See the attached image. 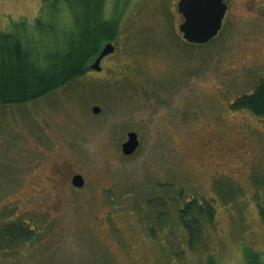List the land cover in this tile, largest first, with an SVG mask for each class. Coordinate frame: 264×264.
Instances as JSON below:
<instances>
[{"label": "rangeland", "instance_id": "rangeland-1", "mask_svg": "<svg viewBox=\"0 0 264 264\" xmlns=\"http://www.w3.org/2000/svg\"><path fill=\"white\" fill-rule=\"evenodd\" d=\"M178 1H89L85 28L101 47L90 63L112 43L107 62L126 76L90 73L25 105H0V227L20 218L43 227L17 246L0 237V264H245L246 248L264 261V117L231 107L264 80V0H224L219 37L202 46L178 37ZM48 3L0 0V31L32 26ZM43 29L40 42L54 41ZM131 130L142 145L126 158ZM207 130L218 145L244 135V153L210 156ZM75 173L86 178L81 190ZM193 197L212 202L214 218L202 217L201 244L174 255L185 234L179 212ZM157 207L167 220H154Z\"/></svg>", "mask_w": 264, "mask_h": 264}, {"label": "trees", "instance_id": "trees-1", "mask_svg": "<svg viewBox=\"0 0 264 264\" xmlns=\"http://www.w3.org/2000/svg\"><path fill=\"white\" fill-rule=\"evenodd\" d=\"M53 1L54 7L49 4L50 2L45 5L40 17L32 26L26 22H17L12 24L10 31H0V105L22 106L47 96L59 86L84 75L89 70L92 58L100 51L101 47L97 50L94 37L92 38V31L89 32V36L85 28L88 17L86 8L89 1L99 7L105 0ZM44 24L49 27L50 34H55L54 41L51 39L49 42L48 40L40 42L39 33H46L43 29ZM58 30L62 31L61 34ZM103 39L114 41L106 37ZM185 44L187 45L186 42ZM233 107L237 111L247 109L259 117H264V80L259 82L252 93L239 97ZM183 196V191H180L178 196L171 198L180 202ZM211 203L204 199L198 203L196 197H193L182 207L178 224L185 234L177 238L182 247L174 251V255H180L187 248L193 249L201 244L204 238L201 219L204 216L208 221H212L215 214ZM160 205L164 207L161 201ZM157 208L154 220H167L168 216L165 218L163 216L166 209ZM4 223L0 227V237L5 243L6 239H12L11 246L31 241L36 231L39 234L43 231L42 225L27 224L22 218ZM5 249H10V246L5 245ZM209 259V264H218L214 257ZM245 264H264L261 253L246 248Z\"/></svg>", "mask_w": 264, "mask_h": 264}, {"label": "water", "instance_id": "water-1", "mask_svg": "<svg viewBox=\"0 0 264 264\" xmlns=\"http://www.w3.org/2000/svg\"><path fill=\"white\" fill-rule=\"evenodd\" d=\"M227 4L224 0H179L178 11L184 17L180 25V31L184 39L192 44H205L216 37L220 32L227 12ZM114 51L112 43L104 46L97 60L93 64L94 68H99L100 61ZM94 113H99L101 108L94 106ZM139 146L138 136L135 132H130L128 140L122 145L125 155L135 153ZM83 178L80 175L74 177L73 183L82 187Z\"/></svg>", "mask_w": 264, "mask_h": 264}, {"label": "flooded vegetation", "instance_id": "flooded-vegetation-1", "mask_svg": "<svg viewBox=\"0 0 264 264\" xmlns=\"http://www.w3.org/2000/svg\"><path fill=\"white\" fill-rule=\"evenodd\" d=\"M181 23H183V19H182V22ZM181 23H180V25H181ZM180 25H179V27H180ZM179 27H178V31H177L178 37L183 39V34L180 32V28ZM115 51H116V47H115L113 53ZM111 55H112V53H111ZM109 56L110 55H107V56H105L101 60V62H100V68L99 69L93 68L92 67V64L90 63L89 64L90 67H89L88 73H86L84 75H87V74H90V73H95L96 75H99L101 81H108V79H111V77H108L107 76L109 74H111L112 76H115L117 79H121L124 76H126V73H120V72H118L116 70V64H110L109 62H107L109 60L107 57H109ZM41 98H43V97H41ZM234 103H235V101H234ZM233 104L231 105V107H233ZM235 111H237V110H235ZM179 125H182V128L186 129L184 122H179ZM236 128L245 129L247 127L244 126V125H239ZM209 131L207 130L206 133H205L206 136L204 137L205 143L203 144V149H209L210 151H214V150L216 151L215 153H212L210 156H218V152H221L223 156H226L228 153H232V152H239L240 151V154H243L244 153V151H245L244 150V147H245V144L247 143V141H244L246 139V137L244 135H241L239 137L238 143L236 145L235 144L234 145H231L228 142H227V145L226 144H219L218 145V140H219L218 136L216 134L208 133ZM130 132H135L138 135L139 146H138L136 152L133 153L132 155L126 156V155L123 154V156H125L126 158L131 157V156H134L139 151V149L141 148V145H142V137L140 136V134L137 132V130H131V131L127 132L125 140L123 142H121V146H120L121 151H122V145H123V143H125L128 140V135H129ZM183 133H185V131ZM224 136H226V134H224ZM222 139H223V137H221V140ZM59 170H62V169L60 168ZM65 175L66 174H63L62 171H61V173L59 175H56V173H55V176L58 177V178H61V179ZM77 175L82 176V178L84 180L82 187H78V186H76L73 183L74 177L77 176ZM71 186L74 189H76V190L83 189L86 186V178H85V176L83 174H81V173H75V174H73V176L71 178ZM48 193L51 194L50 191H48Z\"/></svg>", "mask_w": 264, "mask_h": 264}, {"label": "bare ground", "instance_id": "bare-ground-1", "mask_svg": "<svg viewBox=\"0 0 264 264\" xmlns=\"http://www.w3.org/2000/svg\"><path fill=\"white\" fill-rule=\"evenodd\" d=\"M179 2V1H178ZM225 2V1H224ZM226 3V2H225ZM227 4V3H226ZM228 6V5H227ZM227 11H228V8H227ZM179 12V11H178ZM181 14V13H180ZM182 15V14H181ZM226 15H227V12H226ZM225 15V16H226ZM182 17H183V15H182ZM225 19V18H224ZM183 20H184V17H183ZM182 24V23H181ZM223 25H224V20H223V24H222V27H223ZM180 28V27H179ZM221 30H222V28H221ZM220 30V31H221ZM181 32V31H180ZM220 33V32H219ZM218 33V34H219ZM218 36V35H217ZM188 44V43H187ZM113 45V44H112ZM114 46V49H115V45H113ZM113 53V52H112ZM111 54V53H110ZM110 54H108V55H110ZM100 55V54H99ZM107 56V55H106ZM98 58V57H97ZM101 62V61H100ZM92 67H93V64H92ZM94 68V67H93ZM99 68H100V64H99ZM99 68H95V69H99ZM96 106H98V105H96ZM94 107V106H93ZM100 107V106H99ZM101 108V107H100ZM93 111V110H92ZM101 111V110H100ZM94 113V112H93ZM95 114H98V113H95ZM124 144V143H123ZM122 153H123V150H122ZM124 154V153H123ZM125 155V154H124ZM132 155V154H131ZM126 156H128V155H126Z\"/></svg>", "mask_w": 264, "mask_h": 264}]
</instances>
